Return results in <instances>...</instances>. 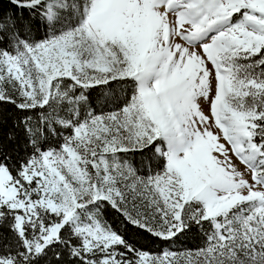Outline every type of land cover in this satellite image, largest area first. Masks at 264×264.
<instances>
[{"label": "snow or ice", "instance_id": "obj_1", "mask_svg": "<svg viewBox=\"0 0 264 264\" xmlns=\"http://www.w3.org/2000/svg\"><path fill=\"white\" fill-rule=\"evenodd\" d=\"M9 3L0 264H264V0Z\"/></svg>", "mask_w": 264, "mask_h": 264}, {"label": "trees", "instance_id": "obj_2", "mask_svg": "<svg viewBox=\"0 0 264 264\" xmlns=\"http://www.w3.org/2000/svg\"><path fill=\"white\" fill-rule=\"evenodd\" d=\"M16 14L17 16L23 15L24 17H27L28 13L25 9H17L15 8L11 3H9V0H0V15H7L12 16L13 14ZM43 32L42 25L34 24V34L41 35ZM0 117L3 119V125L0 126V133H8L11 129L12 123L16 117L15 110L10 105L3 106V110L0 111ZM10 148H16L17 150H21L23 147V137L21 136L20 140L14 144L9 145ZM107 218L109 219V222L113 223H119L122 219L121 217L117 216L115 213H113L111 210L106 214ZM132 239H139L141 242V245H143L147 250L157 251L161 247H167V245H162L159 241L153 243L149 239H143L141 237H138L135 235V233H131ZM200 239L198 237V234L193 232L189 233L185 237L182 238L181 241H178L174 245H172L173 249H184V248H195L198 244H200ZM44 264H56L55 259L53 256H49L48 260L44 262Z\"/></svg>", "mask_w": 264, "mask_h": 264}]
</instances>
